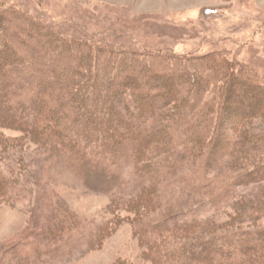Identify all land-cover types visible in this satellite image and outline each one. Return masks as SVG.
I'll use <instances>...</instances> for the list:
<instances>
[{"label": "rangeland", "instance_id": "obj_1", "mask_svg": "<svg viewBox=\"0 0 264 264\" xmlns=\"http://www.w3.org/2000/svg\"><path fill=\"white\" fill-rule=\"evenodd\" d=\"M1 13L24 23L33 19L34 29L55 30L59 40L68 36L82 48H101L105 55L94 56L92 63L102 74L106 61L119 78L129 74L132 89L156 72L176 77L177 95L171 101L163 95L158 107L154 103L136 120L126 115L115 127L164 122L165 135H173L170 155L193 145L196 131H203L205 139L222 135L230 150L218 161L178 154L165 162L166 149L158 154L152 145L138 165L131 156L120 159V168L108 160L89 166L59 156L46 143V131L35 134L34 118L24 115L26 126L10 116L0 123V264H162L151 243L165 244L164 251L172 255L188 240L264 229V177L242 178L248 171L234 164L237 158L264 155L256 154L264 145V0H0ZM19 28L18 37L28 36ZM18 39L13 42L21 44ZM41 44L38 38L32 41ZM77 83L85 93L93 90L81 75ZM89 100L86 116L96 104ZM0 112L20 111L1 103ZM159 167L164 173L141 188L142 175ZM210 181L216 201L185 211L176 217L180 223L163 232L156 220L151 227L158 231L148 230L150 218L196 198L194 183ZM194 214L199 215L192 220ZM205 244L195 247L203 250Z\"/></svg>", "mask_w": 264, "mask_h": 264}, {"label": "trees", "instance_id": "obj_2", "mask_svg": "<svg viewBox=\"0 0 264 264\" xmlns=\"http://www.w3.org/2000/svg\"><path fill=\"white\" fill-rule=\"evenodd\" d=\"M33 22V19H28L24 23L18 16L7 17L6 13L0 14V104L5 103L7 107L20 111L16 115L11 112H0V123L11 116L12 120L24 122L27 126L28 123L23 120L24 115L32 117L35 121L31 126L35 134L46 131L44 139L47 142H45L50 144L59 156H65L66 159L69 157L78 159L89 166L97 160H108L112 166L117 167L122 162L121 158L131 156L138 165L141 161L147 160L152 145L154 149L151 151L158 154L166 149L165 162H168L169 156L177 158L178 154L204 155L209 161H218L221 156L228 154L230 150L227 147L228 143L221 142L220 134L205 139L206 134H202L203 131L200 133L196 131L197 140L193 145L186 147L185 151L180 150L177 154L170 155L169 147L173 145V135H165L164 122H158L152 126L146 122L136 129L127 127L126 130H121L120 127H115V121H123L126 115L136 120L137 115L142 117L154 103V106L158 107V104L163 101V95L170 100L176 94L174 90L176 77L168 75L167 71H164L166 73L164 75L156 72L151 80L143 82L139 79L136 88L132 89L130 75L126 68L123 70L127 71L128 75L119 78L120 74L114 75V66L108 61H106L104 74L97 67V62L92 63V59L105 55L104 50L100 48L95 51L90 46L87 49L82 48L78 40L69 39L68 36L59 40L58 32L54 35L55 30H45L44 27L42 30L34 29ZM12 27L19 31L11 30ZM19 27L25 29L28 36L18 37L20 31H23ZM35 38L42 42V47L32 45ZM14 39H18L21 44H15ZM75 43L80 46L77 45L78 47L74 48ZM87 51L90 54L86 58L82 56V53ZM73 58H76L77 62H73ZM17 60L19 61L16 62ZM7 66L9 67L5 69ZM139 71L143 72V70ZM160 71L163 72V70ZM106 74L108 76H105ZM80 75L85 81L89 80L92 91L83 92L82 84L77 83ZM140 76L143 77V74ZM118 78L119 81H117ZM177 78L179 81L180 78ZM60 79L65 82L60 84ZM10 84L14 90L1 91V88H8ZM230 84L233 90L235 81ZM149 89L156 92H146ZM164 89L169 90L164 93ZM101 97H103L101 101H98ZM224 97L227 98V95ZM89 98H93L96 104L91 114L86 116L85 113L90 108ZM150 98L151 101H149ZM127 100H130V105L135 106L134 112L128 108ZM118 101L121 102L118 103ZM57 103L61 104V108L56 106ZM66 103L71 104V109L62 108L66 106ZM118 104H121L120 108ZM253 111H255L254 108ZM244 113L242 112L241 115ZM84 122H87L85 128L81 126ZM199 135L203 137L199 138ZM153 141L155 142L151 144ZM122 142L124 147L120 148L119 145H122ZM261 153L264 154V145L256 148V154ZM234 164L248 171L241 175L242 178L252 177L255 174L256 177H264V155H259L252 160L237 158ZM146 173L148 174L142 175L146 181V184L144 183L141 187L143 189L147 183L155 179L156 175L163 174L164 171L159 167L153 172ZM215 188L211 181L205 185L194 183L191 194H196V198H190L180 205L164 210L160 213V218L158 216L150 218L148 230L151 233L158 231L151 227V222L154 220L157 224L160 223V227H157L161 232L169 226L180 223V220L176 218L180 214L183 215L185 211L204 206L207 202H213L215 196L212 194L216 193ZM208 197L212 199L207 200ZM198 215H192V220ZM248 231H230L227 234H215L213 237L203 238V241L207 242L203 245V250H197L195 247L197 244H204L200 241L201 238L188 240L189 245L186 247L184 244L180 248L181 251H177L179 254L176 252L171 255L164 251L165 244L151 243L150 249L156 253L162 264H264V229H257L251 233ZM238 237H240L239 242H235L234 240ZM256 239L259 244L255 245ZM237 251L240 253L235 255Z\"/></svg>", "mask_w": 264, "mask_h": 264}]
</instances>
